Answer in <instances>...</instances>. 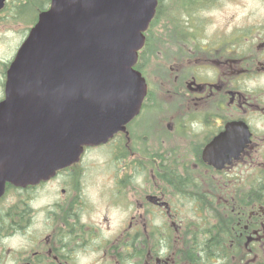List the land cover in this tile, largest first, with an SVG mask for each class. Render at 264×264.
Instances as JSON below:
<instances>
[{"label":"flooded vegetation","instance_id":"1","mask_svg":"<svg viewBox=\"0 0 264 264\" xmlns=\"http://www.w3.org/2000/svg\"><path fill=\"white\" fill-rule=\"evenodd\" d=\"M163 2L187 20L159 38ZM209 2L158 0L124 130L34 182L6 180L0 158V264H264V0H228L208 35L189 18ZM50 4L0 0V110L25 106L10 69Z\"/></svg>","mask_w":264,"mask_h":264},{"label":"water","instance_id":"2","mask_svg":"<svg viewBox=\"0 0 264 264\" xmlns=\"http://www.w3.org/2000/svg\"><path fill=\"white\" fill-rule=\"evenodd\" d=\"M157 4L51 0L10 69L11 97L24 96L25 106L0 111L14 117L24 109L26 122L0 124L6 180L54 174L139 113L147 85L134 66Z\"/></svg>","mask_w":264,"mask_h":264},{"label":"rangeland","instance_id":"3","mask_svg":"<svg viewBox=\"0 0 264 264\" xmlns=\"http://www.w3.org/2000/svg\"><path fill=\"white\" fill-rule=\"evenodd\" d=\"M179 5V4H178ZM234 7H231L228 4V0H212V2H209L208 8L205 9V11H202L201 13L199 12H193L190 16V21H193L194 19H196L197 17H201L202 21L207 25L206 28V33L209 35L211 33V31L217 26V25H221L223 24L226 19L229 16V13H231V10ZM235 10V9H234ZM173 12V11H172ZM168 13V9H167V4L165 2H163V4L160 5L159 8V15L157 17V22L159 23L156 27L154 31V35L156 37L162 38L164 36V18L167 20H170L171 23H177V22H185L187 20V16H184L183 14H181V12L177 13L176 17H172V15L170 16L171 18H169V16L167 15ZM169 14V13H168ZM165 15V16H164ZM151 36V34H150ZM160 57V56H159ZM154 58V62L152 61L151 64L153 63V65L156 64V59ZM149 70H153L151 67H149Z\"/></svg>","mask_w":264,"mask_h":264}]
</instances>
